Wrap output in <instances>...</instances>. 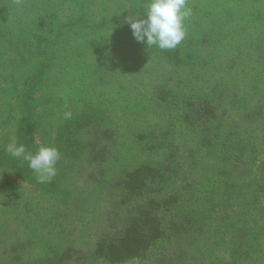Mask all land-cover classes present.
<instances>
[{
    "label": "rangeland",
    "instance_id": "obj_1",
    "mask_svg": "<svg viewBox=\"0 0 264 264\" xmlns=\"http://www.w3.org/2000/svg\"><path fill=\"white\" fill-rule=\"evenodd\" d=\"M147 2L141 0L135 6L132 0H0V150L6 155L0 158V199L9 194L8 201L0 200V209L13 208L16 218L33 224V217L27 213L31 206L38 209L43 203L55 201L54 196H44L35 188L26 170L16 172L7 167L13 161L11 159H17L19 165H28L22 155L13 156L7 151L9 144L17 145V125H20L13 122L16 118H12L18 109L12 111L11 108L25 90L24 78L31 74L29 67L33 72L34 69L39 71V66L44 63L43 56H40L28 64L30 60L25 49L21 54L18 48H24L26 41L34 40V53L37 49L44 50L55 26L64 29L62 35L65 38L58 47L59 55L67 58L71 66L81 67L75 75L84 74L74 77L70 68L64 70L65 66H61L62 70L54 66L46 73L44 83L59 81L63 84L58 77L72 75L68 85L63 84L61 94L64 91L69 96L71 93L77 95L75 112H72L74 117L93 106L90 96L97 90L90 85L92 65L97 53L109 48L115 53L114 56L110 52L104 53L110 57L114 68L109 76L119 78L121 74H127L134 83L139 70H143L142 78L147 69V77L151 76L152 83L144 79L141 83L140 79L134 85L137 92L143 93L149 83L152 95L160 90L154 83L156 80L161 84L165 78H171L170 89L183 94L168 105L184 116L187 110L200 111L211 105L207 92L214 91L211 92L214 100H218L221 94V101L232 107L231 112L215 108L221 115L226 114L223 118L211 122L206 129L201 128L200 114L191 119L194 123L191 127L176 124L172 118L162 119L166 123L164 134L172 136L180 131V142L173 139L172 144V152L176 153L172 158L175 168L181 164L185 168L184 157L194 152L191 157L195 158V170L191 172L199 181L200 233L204 231V236L211 238L202 240L197 247L196 254L202 264H208L209 259L214 264H264V105L251 107L247 95V90L253 88L255 92L261 86L259 83L264 81V62L260 52L254 51L257 35L246 38L254 30L259 34L264 25V0H187L192 15L184 21L186 36L175 49L163 51L138 43L126 23L130 15L143 13ZM232 11H242V14L233 19ZM51 15H56L54 24ZM207 17L213 19L210 27L217 25L220 30L209 32L199 25ZM206 34L214 36L215 44L204 50L199 41ZM91 45L94 46L89 47ZM81 48L86 49L83 59L74 58L71 54ZM34 53L30 55L32 59ZM251 56L254 59L252 71L247 65ZM82 61L84 63H79ZM208 61L219 67L204 69L203 63ZM55 96L60 99L58 94ZM147 98L145 95L142 99ZM118 100L124 102L126 111L143 110L136 108L126 93ZM250 110L254 117L250 116ZM5 111H10L13 116L3 115ZM114 121L115 114L109 113L107 122ZM45 130L36 137H43ZM206 131L211 132L209 137H204ZM8 136L6 142L4 138ZM203 137L209 139L202 141ZM169 139L172 138H166L164 142ZM141 140L142 145L149 146L144 139ZM127 152L121 164L133 165L150 158L151 154L155 160L158 156L169 155L168 151L155 154L153 151ZM8 155L12 158H7ZM242 166L244 170H241ZM31 172L37 179V173L32 169ZM49 210L50 207L44 210L39 225L31 227V238L50 222V214L46 215ZM215 238L219 240L218 247L212 243Z\"/></svg>",
    "mask_w": 264,
    "mask_h": 264
},
{
    "label": "trees",
    "instance_id": "obj_2",
    "mask_svg": "<svg viewBox=\"0 0 264 264\" xmlns=\"http://www.w3.org/2000/svg\"><path fill=\"white\" fill-rule=\"evenodd\" d=\"M140 1L132 0L135 6ZM233 13L235 19L242 11ZM51 17L54 24L56 15ZM212 21L207 17L199 25L209 32L220 30L217 25L210 27ZM227 27L228 24L225 30ZM52 30L44 50L37 49L34 53V40L26 41L24 48L19 46L21 54L25 49L30 60L28 64L40 56H43L44 63L39 66V71L34 69L33 72L29 67L31 74L24 78L25 90L11 108L12 111L18 109L17 114L13 116L10 111H5L3 115H12L13 119L16 118L13 122L20 124L17 125V145L23 144L32 152L41 145L54 146L59 150L57 174L44 184L32 177L26 163L19 165L17 159H11L13 161L7 166L16 172L26 170L35 188L44 196H54L55 201L43 203L38 209L31 206L27 213L33 217V224L16 218L13 208L0 209V264H202L196 254L197 247L202 240L211 238H206L204 231L200 233L199 181L191 172L195 170V158L191 157L194 152L184 157L185 168L182 164L176 168L173 166L172 158L176 153L172 152V144L173 139L180 142V131L172 136L164 134L166 123L162 119L172 118L176 124L191 127L194 125L191 119L200 114L201 128L206 129L211 122H217L226 115H221L216 107L228 112L232 107L221 101V94L218 100H214L211 96L214 91H210L206 94L211 105L200 111L187 110L186 116L177 113L168 104L183 92L170 89L171 78H165L161 84L158 80L153 81L160 90L152 95L149 93L152 78L147 77V69L142 78L143 70H139L134 83L127 74H121L119 78L109 76L114 70L110 57L104 54L114 52L109 48L99 51L92 65L89 80L92 89L97 90L90 96L93 106L79 116L65 119V112H75L78 99L75 93L69 96L63 91L61 94V88H64L63 84L68 85L72 75L81 67L71 66L67 58L59 55L58 47L65 38L62 35L64 29L54 26ZM257 33L254 30L246 38L257 35L254 51L260 52L264 62V25ZM199 42L200 48L206 50L215 44L214 36L203 35ZM84 52L86 49L81 48L71 55L83 59ZM33 53L34 59L30 57ZM249 60L246 64L252 71L254 59L251 56ZM203 64L204 69L209 70L219 67L210 61ZM54 66L60 69L65 66L64 70L70 68L73 74L66 78L58 77L63 84L59 81L45 84L47 77H44ZM140 79L141 83L143 79L149 82L146 84L149 88L143 93L137 92L134 85ZM259 84L261 86L255 92L253 88L247 90L251 107L264 105V81ZM124 93L136 108L143 110L126 111L124 102L118 100ZM145 95L149 99H142ZM109 113L115 114L113 123L107 122ZM250 116H255L252 110ZM43 129H46L44 136L36 137ZM210 135L211 132L206 131L204 137ZM204 137L202 141L209 139ZM166 138L172 139L164 142ZM4 139L7 142L9 136ZM141 139L149 146L142 145ZM127 150L153 151L154 154L168 151L169 155L158 156L159 160H155L151 154L150 158L136 164H121L128 155ZM4 154L0 150V158L6 157ZM7 158L12 157L8 155ZM241 170H244L243 166ZM0 200L8 201L9 194ZM47 207H50L46 214H50V222L31 238V227L39 225ZM222 231L220 234L223 235ZM212 243L218 247L219 240L215 238ZM208 262L214 264L212 259Z\"/></svg>",
    "mask_w": 264,
    "mask_h": 264
},
{
    "label": "clouds",
    "instance_id": "obj_3",
    "mask_svg": "<svg viewBox=\"0 0 264 264\" xmlns=\"http://www.w3.org/2000/svg\"><path fill=\"white\" fill-rule=\"evenodd\" d=\"M192 15L187 0H148L142 14L126 18L132 35L138 43L160 50L175 49L185 38L184 21ZM142 17V18H141ZM72 113L65 112L64 118L71 119ZM13 156H23L28 166L37 173V180L44 184L57 174L56 164L60 158L54 146L41 145L35 152L28 151L23 144L7 146Z\"/></svg>",
    "mask_w": 264,
    "mask_h": 264
}]
</instances>
